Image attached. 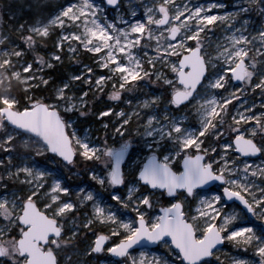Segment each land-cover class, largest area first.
<instances>
[{
    "label": "snow or ice",
    "instance_id": "1",
    "mask_svg": "<svg viewBox=\"0 0 264 264\" xmlns=\"http://www.w3.org/2000/svg\"><path fill=\"white\" fill-rule=\"evenodd\" d=\"M106 4L120 7L119 0H106ZM0 7L7 5L0 3ZM217 7L214 0H160L147 9L146 19L129 22L121 17L125 26L120 27L108 18L100 0H68L50 18L19 26L25 47L9 48L7 37L0 34V45H4L0 48V148L6 152L0 168L9 179L22 177L21 184L28 186L25 193H8L6 186L0 193V217L6 221L0 225V261L58 264L60 248L73 245L82 228L104 223L113 227L108 233H93L94 244L87 251H104L105 242L116 237L106 251L124 258V264H219L214 258L225 241L237 248L252 246L258 264H264V223L257 229L253 222L256 217L264 222V187L253 182L256 176L264 178V165L251 159L254 154L264 155V111L253 112L255 103L229 111L231 101L244 94L241 88H231L233 80L264 94V62L257 68L251 55L255 51L264 57V26L251 38L248 31V13L258 8L264 14V0H245L233 13L223 15L212 11ZM222 20L230 25V35L212 56L205 50L204 34ZM54 30L60 33L55 39L57 51L49 60L37 55L42 67H34L25 59V49L49 38ZM254 41L261 48L254 49ZM66 42L73 53L79 47L95 54L97 66L84 65L69 81L37 96L41 84L55 85L53 77H45L43 68L52 66L50 60H61ZM145 48L149 54H138ZM101 70L103 74H98ZM71 81L83 85L79 96L72 92ZM145 81L159 85L156 94L149 93L137 103L142 111L151 112L141 133L152 138L150 154L129 173L128 167L134 163L127 159L131 138L117 146L109 143L107 131L102 142L87 133L81 136L72 116L78 105H87L90 94L110 87L108 95L119 100ZM15 83L23 86L21 94L14 91ZM197 97H201L195 107L200 123L192 128L179 109ZM110 113L119 117L112 134L122 138L133 116H140L135 110L126 113L112 107L99 116ZM250 121L258 127L249 129ZM103 127H109L107 121ZM209 136L213 143H206ZM20 137L26 138L23 145L29 150L17 165L13 155ZM52 154L68 166H75L78 159L87 161L92 165L89 175L95 187L79 186L73 196L67 178L58 171L53 175L55 170L44 167L39 159ZM3 179L0 176V182ZM105 185L111 189L107 200L100 190ZM157 193H166L168 202L153 214L160 203ZM228 202L240 207L229 210L225 207ZM82 206L89 209L84 223L78 225L79 217H74L72 226L66 227L68 214ZM151 245L163 246L165 254L142 251L139 260L132 255L134 246ZM225 264L257 261L226 256Z\"/></svg>",
    "mask_w": 264,
    "mask_h": 264
},
{
    "label": "rangeland",
    "instance_id": "2",
    "mask_svg": "<svg viewBox=\"0 0 264 264\" xmlns=\"http://www.w3.org/2000/svg\"><path fill=\"white\" fill-rule=\"evenodd\" d=\"M15 0H5L6 4L9 5V13H4L0 11V34L7 37V40L5 43L9 48L19 46L20 42L15 41V35H13L10 32L9 28H13L16 23H18L17 31H21L19 26L21 24L25 25L27 27L30 24H33L34 21L38 18L44 17V18H50L51 15H54L57 11V9L63 7L68 0H20L23 5L26 3V8L28 10H32L35 14L32 15L34 17L33 22H27V19L25 18V13L21 9H18V5L13 3ZM12 2V3H11ZM100 2L104 5V12H106L109 19H113L116 21H120V18L123 17L124 20H127L131 22L133 19H146L147 16V9L152 6L153 3H159L160 0H120V7H113L109 8L104 0H100ZM179 2V0H177ZM200 2H203V0H200ZM215 3L219 5V7L214 8L215 11L223 15L224 12L233 13L235 9L241 7L245 4V0H214ZM9 3V4H8ZM8 12V11H6ZM133 13L135 15L133 16ZM8 14V16L6 15ZM248 16L250 17V24L248 25V31L250 34V38L252 36H255V34L261 30V27L264 26V14H261L260 10L258 8H254L251 12L248 13ZM235 23V21H233ZM120 26V25H119ZM120 26V27H124ZM229 27L227 21H217L214 27H210V29L204 34V40L203 43L205 45V50L207 53L211 54L212 56H215V52L217 49V45L223 44L224 40L227 36L230 35L229 33ZM237 27L239 25L237 24ZM70 30H77L75 28H72ZM156 27H153V33L156 32ZM15 31V32H17ZM59 31L54 30L53 35L48 38L49 42H51V49H48L47 45H43L45 50L42 53V56L49 60L51 53L57 51L55 48V39L59 36ZM22 39V36H21ZM20 39V40H21ZM151 43V42H148ZM4 45H0V48H3ZM152 47V53L154 54L155 46L154 44L151 45ZM254 49L261 48V44L258 41H254L253 46ZM54 48V49H53ZM141 55L149 54V50L147 48L143 49L142 53H138ZM61 60L60 61H54L50 60L51 67H45L46 68H53L58 67V71L62 74L60 75L59 79L57 80V84L54 86H59L62 81L67 82L70 80V78L78 74L80 71L84 70V65H91L94 67L97 66L96 56L95 54L91 53L90 51L84 50L82 48H77V51L75 53L69 51L68 49V43L66 42L64 49L60 52ZM253 57L257 60V68L260 67V64L264 62V57H261L258 55L255 51L251 53ZM147 58V57H146ZM31 61V60H29ZM32 62V61H31ZM38 63V66L36 68H41L42 65L38 60H36ZM222 61V58L220 60ZM156 66L159 68L160 65L157 63ZM167 71V69H164ZM255 71V69H253ZM39 74V73H38ZM44 74V73H43ZM103 74V70H101L100 73ZM47 78V75L44 74ZM256 77L253 78V83L256 82ZM152 80L155 81V77H152ZM18 85L21 86L23 89V86L19 83ZM43 86V84H41ZM83 85L80 84L77 81H71V88L72 92L75 93L77 96H79V91ZM231 88H241L244 90L243 95H238L237 100H232L231 104L229 106V111L232 112L236 108H240L243 110L244 107H250L252 103L256 104V108L252 109L253 112H259L264 111V94H262L260 89H252L250 86L246 85L244 82L236 83L233 80ZM231 90V89H230ZM112 89L110 87H106L104 89L103 93H97L96 99L98 98H105L106 103L103 104V107L99 110L103 111L106 107H112L114 110L118 111L119 109L123 108L126 113H132L133 110L140 113L139 117L133 116L132 120L130 121V124H134V130L133 132H129V135H124L123 138L121 136L112 134V128L115 127L117 120L119 119L118 116L112 115L111 113L106 117H100L99 112H95L93 115L95 116V119L91 122V124L85 125L83 128L80 127L77 123L78 116H80L78 113L84 112L87 113L86 107L89 103H91L92 100H90V97H88V103L87 105L80 107L78 105L77 110L74 112L72 119L75 122L73 126L77 128L78 134L83 136L85 133H87L92 139L99 140L102 142V139L104 137L105 132H109L110 144H116L119 146V143L122 142L123 139H129L131 138V144L129 147V157L127 159H130L134 163L130 164L128 167L129 173L132 172V170L135 168V165L139 163L146 155L150 154L148 149V142H151V137H144L141 135L144 131V125H145V117L151 112L142 111L139 107H137V103L144 99L146 95L149 93L156 94L159 91V85L156 83L151 82H143L137 84L134 88H132L130 91H126L124 94H122L121 98L119 100H113L108 93H110ZM104 94V95H103ZM223 93H217V95H222ZM37 96H43L38 93H36ZM201 97H197L196 101H193L191 105H187L184 108L179 109L181 113L186 115L188 117L187 124L192 128H198L200 123V118L195 110V107L197 106V101H199ZM128 101H132L131 104H128ZM119 103L120 106L116 107V104ZM163 110V109H162ZM171 111H175V109H172ZM111 117V121H108L106 118ZM108 122L109 127L105 129L103 127L105 122ZM249 129L251 127H258L255 122L250 121L249 122ZM259 131L257 132V140L259 142ZM26 139L24 137L17 138V148L15 150V155H13V162L19 165L22 160L26 159L24 156V153L28 151L29 149H26L23 145V140ZM31 143V142H30ZM206 143H213L212 138L209 136ZM34 147V145H32ZM6 152L4 149L0 148V159H5ZM39 159L43 162V166L49 169L50 171H53V175L56 174V172H60L63 174L64 177L67 178L66 183L72 189L73 196L76 195V191L78 190L79 186H87L88 184H92L94 187L96 185V182L92 180L91 176L89 175V168L92 166L87 161L83 160H77V163L75 166H68L64 163H62L58 158H55V154L52 155H46L39 157ZM251 159L257 164V165H264V155H258L256 157H251ZM99 162H97L98 164ZM0 176H3L4 179L2 182H0V193H4L7 189L8 193H25L28 191L27 185L21 184V178H12L9 179L7 177V174L3 168H0ZM255 184L259 185L260 187H264V178H261L259 176H256L253 181ZM132 181L129 180V185H131ZM220 184V183H217ZM6 186V189H5ZM104 195V199L107 200L108 196L107 193L111 191V189L105 185L103 188L100 189ZM121 191H124L123 187L121 186ZM157 196L160 199L159 206L157 207V212L153 214H158L159 208L166 206L167 199L166 193L165 196H160L159 193H157ZM193 207H195V204H193ZM225 207L229 210L234 208H239V203H232L228 202L226 203ZM89 209L87 207H81L77 210H73V212L69 213L65 222L66 227H71L73 223L74 217H79V219L76 220V223L83 224L84 223V215L87 213ZM125 215L132 216L133 213L130 210H122ZM5 219L0 217V225H3L5 223ZM253 222L257 226V229H259V225L262 222L259 217L254 218ZM113 226L111 224H104V223H97L94 227L91 228H82L80 234L76 237V240L73 245L68 247H61L59 252L57 253V259L58 264H69V262H76V264H124V258L117 259L113 257L110 253L106 251L108 247L111 246L112 242L116 241V237H112L110 241H106L104 244V251L100 252H88L87 249L89 246L94 244L95 240V234H99L100 232L108 233L109 230ZM259 234V231H258ZM52 239H55L54 237ZM79 243V245H78ZM145 250H142L144 252L148 253H158V254H165L163 246H156V247H146L142 248ZM55 250V249H54ZM141 249H135L132 251V255L139 260V254ZM243 257L247 256L250 259L256 260L258 264V257L253 252L252 246H249L247 249L243 247L237 248L234 243L230 241H225L223 243V246L219 249L217 256L214 258V261H218L219 264H225V257ZM131 259V258H129ZM0 264H8V261H0Z\"/></svg>",
    "mask_w": 264,
    "mask_h": 264
},
{
    "label": "trees",
    "instance_id": "3",
    "mask_svg": "<svg viewBox=\"0 0 264 264\" xmlns=\"http://www.w3.org/2000/svg\"><path fill=\"white\" fill-rule=\"evenodd\" d=\"M0 3L6 4L5 0H0ZM13 3L14 4L16 3L19 6L18 9H21L22 8V11H24L25 18L27 19L26 23L28 21L29 22H33L35 20L34 19L35 16L32 17V15L35 14V13L32 12V10L25 9L26 6H27L26 3L23 5V3L20 0H15ZM9 7H10L9 5H7L6 8L5 7H0V11H2L4 13H9L10 12ZM6 11H8V12H6ZM6 15L8 16V14H6ZM18 25L19 24L16 23L13 28H9V29H10V32L13 35H15V41L16 42H20L19 43L20 44L19 47H25V43L26 42L25 43H21V40H20L21 39V36H23V33H22V31H17ZM15 31H17V32H15ZM44 44L48 46V49H51V42H49V40H47V39H43L38 45L33 46L31 49H28V48L25 49V51H26L25 59L31 60L33 62V64H34V67H37L38 66V63L36 62V60H37L36 59V56L37 55L42 56V53L45 50V48L43 47ZM43 73L46 74L47 76L53 77L54 80H55V85L57 84V80L59 79L60 75H62L58 71V67L43 69ZM49 83H50V85H52V82L51 81ZM55 85H52V87H48V86H45V85H43V86L40 85V88H39V90L36 93L45 96L49 92H51L53 90V88H54ZM14 91L17 94H21L22 91H23V89L21 88L20 85H18L17 83H15L14 84ZM89 97H90V100H92V101H91V103L88 104V106L85 109V110H87V115H85V116H78L77 123L82 128L85 125L91 124V122L95 119V116L93 114L95 112H99V110L103 107V104L106 103L105 98H101L100 97V98L96 99L95 98L96 95L93 96L91 94L89 95ZM119 106H120V104L117 103L116 104V107H119ZM106 119L108 121H111V117H107ZM127 127H128V132L125 134L126 136L129 135V132H133V130H134V124H130ZM78 160H80V159H78ZM78 245H79V243H78Z\"/></svg>",
    "mask_w": 264,
    "mask_h": 264
},
{
    "label": "water",
    "instance_id": "4",
    "mask_svg": "<svg viewBox=\"0 0 264 264\" xmlns=\"http://www.w3.org/2000/svg\"><path fill=\"white\" fill-rule=\"evenodd\" d=\"M105 1V3H106V0H104ZM119 2H120V0H119ZM109 8H113V7H116V6H109V5H107ZM236 83H240V82H242V81H236V80H234ZM259 154H254L253 155V157H256V156H258ZM216 183H220V184H222L223 182H220V181H217ZM167 195V194H166ZM233 199H235V198H233ZM162 208V207H161ZM149 247H156V245H151V246H149ZM135 249H142L141 247H139V246H134V250ZM111 254V253H110ZM113 257H115V258H117V259H120V257H116V256H114V254H111Z\"/></svg>",
    "mask_w": 264,
    "mask_h": 264
},
{
    "label": "bare ground",
    "instance_id": "5",
    "mask_svg": "<svg viewBox=\"0 0 264 264\" xmlns=\"http://www.w3.org/2000/svg\"><path fill=\"white\" fill-rule=\"evenodd\" d=\"M213 12H218L217 10L215 11V9H213L212 10ZM117 23H118V25H120V26H123L124 24L123 23H121V21H117ZM142 250H145V249H141L140 251L142 252Z\"/></svg>",
    "mask_w": 264,
    "mask_h": 264
}]
</instances>
